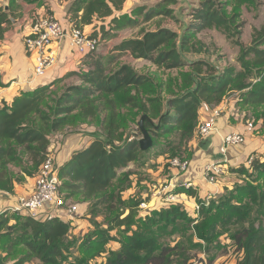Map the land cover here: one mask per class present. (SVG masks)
Masks as SVG:
<instances>
[{
    "label": "trees",
    "instance_id": "trees-1",
    "mask_svg": "<svg viewBox=\"0 0 264 264\" xmlns=\"http://www.w3.org/2000/svg\"><path fill=\"white\" fill-rule=\"evenodd\" d=\"M17 1L10 0L8 10L0 1V41L13 19L18 18L14 10ZM71 1L69 12L74 26L86 29L95 21H103L100 30L90 33L100 41L104 33L110 38L119 30L136 27L142 17L147 21L159 15H173L170 4L176 2L160 0L149 8L138 4L122 12L127 0ZM258 4L261 0H203L194 12L195 28L186 27L178 33L168 27L160 26L154 31L140 27L141 35L124 39L115 49L150 60L158 68H182L187 62L186 52L204 49L194 48L201 44L195 39L196 33L216 27L237 36L238 27L242 26L237 22L240 7ZM228 5H232L230 12ZM47 9L50 11L51 7ZM235 42L240 47V69L229 66L221 71L211 62L196 60L190 63L191 71L181 73L178 84V77L163 81L158 73L141 74L128 63L109 70L104 57L89 52V68L70 71L47 85L22 90L9 104L3 102L0 192L13 193L17 181L36 175L49 154L59 165L51 136L58 139L57 133L75 120H89L104 132H90L93 141L89 146L76 150L60 169L68 197L81 202L78 212L83 213L86 208L85 216L89 215L94 224V230L79 245L84 254L77 255L73 264H91V259L104 252L108 253L106 260L98 264H190L193 250H218L223 235L243 253L237 264H264V158L255 156L249 164V155L238 167H231L239 180L212 199L199 197L191 187L178 188L175 192L196 198L197 217L176 201H165L169 207H152L142 213L140 205L150 200L149 194H144L148 186L139 182L140 191L132 192L133 176L139 171H121L131 163L147 166L144 158L150 149L157 147L162 137L169 140L171 135L177 136L169 141L171 156L178 155L191 163L193 146L200 140L199 123L211 115L215 106L233 98L231 92H242L244 105L264 104V25L254 29L250 45L239 38ZM112 58H107L109 64ZM72 75L78 76L81 83L66 85L57 93L54 86ZM165 94L169 95L167 99ZM144 114L154 121H146L154 140L148 150L141 149V137L126 133L138 115ZM256 114L258 120L262 115ZM11 166L19 167L22 173L17 176ZM123 194L134 195L124 199ZM103 212L105 218L100 222L98 216ZM72 222L67 217L39 220L27 213H0V250L6 253L0 255V264L21 253L23 256L14 264H24L32 257L43 264H64L75 245L67 241L74 227ZM110 241L119 242L120 247L107 251ZM201 264H214V256L209 255Z\"/></svg>",
    "mask_w": 264,
    "mask_h": 264
},
{
    "label": "rangeland",
    "instance_id": "rangeland-1",
    "mask_svg": "<svg viewBox=\"0 0 264 264\" xmlns=\"http://www.w3.org/2000/svg\"><path fill=\"white\" fill-rule=\"evenodd\" d=\"M8 1L9 0H2L1 3L2 4L7 3ZM158 1L159 0H138V2L136 3L145 4L146 7L149 8L155 5ZM202 1L203 0H176V2L170 4V7L173 9V15L171 16L161 17V15H159L147 21L145 20L144 17H142L141 24L137 25L136 27H130L128 29L119 30L115 32V34L112 35L110 38H106L104 35L105 33H104L103 39H102L103 43L100 45L101 52L104 54H102L101 52L99 53V51H97L96 52L97 57L98 56L104 57L105 63L107 67H109V70L115 69L120 64L128 63L132 65L138 73L147 74V75H153V73H158L163 81H167L169 78L174 79L178 77L177 79L178 84L181 83V73L191 71L192 65L190 63L192 62L193 64V62L196 60H203V61L211 62L212 64L216 65L217 70H221V71L229 66H235L237 69H240L241 68V65L239 62L240 47L239 45L236 44L235 41L237 38H239L246 45H250L252 43L254 29L261 28L264 25V0H261V4H258L255 6L254 5H242L240 7L239 16H237V22L239 23V25L241 24L242 26L238 27L239 34L237 36L233 37L216 27H210V28L204 29L196 33L195 39L200 41L201 44L196 45L194 48L203 49L204 47V49L202 50V52H192V51L191 52L189 51L188 53L186 52L185 58L187 62L184 66H182V68L180 67L173 68V69L158 68L150 60H147L144 58H135L130 54V52H119L118 50L115 49L124 39L130 38V37H137L141 35L140 27H144L145 30H152V31L156 30L160 26L168 27V28H171L177 31L178 33H183L186 27L192 28V29L195 28L194 25L197 20H195L194 18V12L198 7H200V4ZM24 2L26 1L21 0L20 3L16 2V5L14 6L15 15L18 17L24 15L25 13H28L29 15L32 14L31 10L27 11L28 9H26V5L24 4ZM126 4L128 3H125V6ZM66 8L67 9L70 8V5L66 6L65 10ZM227 9L230 12L232 10V5H228ZM42 11H45V10L43 9ZM200 45H202V47ZM28 54L34 59L35 64H36V52L28 53ZM111 55L114 56V58H112L111 60L112 62L109 64L107 62V58ZM87 60H88V67H90L92 58H88ZM81 62H79L78 65L80 66L83 65V62L82 63ZM84 67L85 66H82V68ZM73 83L75 84L81 83L80 78L76 75H72L70 76V78H67V80L61 81L59 84L55 85L54 88L58 89L57 93H61L64 90V86L70 85ZM229 95L233 97V99L228 98L227 100H225L226 104L223 107H225L226 109L225 111H223L224 112L223 115H225L227 112L229 113V117L232 114L235 115L234 117L237 119V122L236 124H232V126L235 127L236 131H240L241 133H243L245 136L248 137V131L249 132L253 131V129L255 130V128H260L261 126H262V129L264 128V114H263L264 104L260 106H255V107L251 105H244L242 102V92L240 91L231 92ZM168 97L169 95L165 94L164 98L167 99ZM126 111H127L126 109H122V112H126ZM256 113H259L260 115H262L258 120H256L255 118L257 115ZM245 115L248 116L246 120H244V117H243ZM137 118H138L137 122H132L130 126L127 128L126 133H129L132 136H136L140 138L142 136V133L139 130L138 121H140L141 115H138ZM252 124L254 125L253 128L252 127L249 128L248 125H252ZM88 131L90 132L100 131L101 133L104 132L103 129L96 126L94 123H92L89 120L87 121L75 120L73 124L67 125L65 127V130L61 131L62 133H57L56 137H58V139L55 138V136L54 137L51 136L52 142L55 143V148H57L56 157L60 151L61 153L63 152L65 154L64 159L66 161L63 163V165L66 164L70 160V156L73 155V154H70V148L64 145L67 144V141L70 140V137L85 138L87 136V134L85 133H90ZM256 135H257L256 137L259 138L258 136H261L262 134L256 133ZM90 136L92 137L93 135L90 134ZM166 138L167 137H162V139L159 142V145L155 148L150 149V151L146 155V158H144L148 161L147 166L139 165L137 167V165H134V163H131L128 167H126L125 169H122L121 171L138 170L139 173H142L144 175L145 173L144 171L147 169V167H153L154 169H157V166H158L157 158L159 156V153H162L165 150L166 152L162 155L166 159L167 164L170 163L176 157L181 158L178 155L171 156V152H169V149H170L169 141L170 139L176 140L177 136L171 135L169 136V140H167ZM262 144L264 146V142H262ZM65 149L67 152H65ZM263 155H264V151H263ZM58 166L61 169L62 165H58ZM11 168L13 169L14 173L17 174V176L18 174H20L21 169L19 167L11 166ZM167 171L169 170L167 169ZM149 173L151 175V172ZM35 176L36 175L24 176V179L21 180L20 182L17 181L18 183L16 184L22 189H25L26 187L28 191H29V185L33 186V189H34ZM152 178L155 179L154 183L156 185H159L161 181H159L158 178H156V176H153V174H152ZM61 189H62V192L66 194V198L68 199V201L72 200L74 203H78V204L81 203V202H78L79 200L77 199H74L72 197L69 198L67 195L68 192L66 191V189H64L63 185ZM132 195L134 194H129V196L126 197V195L123 194V197L124 199H126V198L131 197ZM174 195H176L175 197L178 198L177 194H174ZM212 196H217V195H212ZM151 198L152 197L150 196V199ZM208 199H212V197H208ZM175 201L176 203H181L187 209V206L185 203L183 204L181 201L178 202V200H175ZM146 203H147V206L144 208L142 213L146 212L145 210H147L148 208H152V207H154V209H159V208H162L163 206L169 207V205H164V204L163 206L159 207L158 206L159 204L157 205L153 201H152V204L149 202H146ZM102 206L103 205L99 206V208H101ZM83 211H84L83 213L82 212L75 213V217L81 219V223L79 226L81 228H78L77 230V227H76L77 225H72L74 227H72L71 232L69 236L67 237V241L69 242L73 241L75 242V245L71 246L69 250V258L63 260L64 264H73L77 255L82 256L84 254L83 250L79 248V245L81 244L84 238H87L88 233L91 230H94V224L91 222L90 216L89 215L85 216L86 208ZM2 212L3 211L1 210L0 213ZM10 212L14 213V211L12 210ZM197 212L198 211L196 212H193L191 210L189 211V213L193 217H197L198 215ZM75 217L72 218L73 221L75 220ZM104 218H105V214L103 212L98 216V221L102 222L104 221ZM113 233L115 234L116 232H113ZM70 236L73 238H70ZM74 236L79 238L80 240L74 238ZM219 240L222 243V246L218 250L211 249L209 252L202 251V250H193L191 252L193 258L190 261H188V263L201 264V261L207 260L210 255V256H214V264H237L238 260L241 258L243 254L242 251L238 250V248L233 245L234 241L230 239L227 235L221 236ZM175 242L176 241H174V243ZM106 247H107V251L110 249H118L120 247V243L116 241H110ZM23 254L24 253H21L19 255L17 254L18 256L16 258L6 259L5 264H14L15 261H17L19 258L23 256ZM107 254H108L107 252H104L100 254L99 256L94 257L93 259H91L90 263L98 264V263L105 261ZM0 255L6 256V253H2V251L0 250ZM24 264H43V263L38 258L32 257L30 260H28Z\"/></svg>",
    "mask_w": 264,
    "mask_h": 264
},
{
    "label": "crops",
    "instance_id": "crops-1",
    "mask_svg": "<svg viewBox=\"0 0 264 264\" xmlns=\"http://www.w3.org/2000/svg\"><path fill=\"white\" fill-rule=\"evenodd\" d=\"M17 2L20 3L21 0H18ZM71 2V0H40L39 2L30 4L24 2V4L26 5V9H28L27 11L31 10L32 14L51 7L57 9L63 15L65 13H70L69 8H66L65 10V7L69 6ZM136 2H138V0H127L125 3L128 4H126V6L124 5V10L122 12L130 11L134 6L141 4ZM9 3L10 0L4 4L5 6H9ZM29 17L30 15L25 13L16 18V21H13L6 31L4 39L0 41V104L3 102L8 104L11 103L15 96H17L22 90H31L42 85H47L57 78L66 75L70 71H81L83 69L82 66H85L84 69L89 68L87 60L89 57L79 53L71 44L70 39L66 38L60 43H54L52 45L51 48L54 52L55 62L47 70L46 75L35 76V61L25 48L24 31H21L24 22ZM107 22L108 21H104V23ZM102 24L103 21H95L88 26L86 30L90 33L94 30H100ZM102 43L101 40L100 45ZM98 51L100 53L101 48H99ZM81 61L83 62V65L80 66L78 63ZM236 122V118L234 117V119H232L231 116L229 117V113L216 120L215 129L210 135L212 136L213 141L209 148L207 150L202 149L199 146L201 140H198L196 145L194 144V153L188 171H181L178 167H174L170 161V163L167 164L164 156H159L157 158V169L147 167L144 171V175L138 173L133 176L134 187L131 191H140L142 185H147L148 188L144 194H149V196L152 197L149 200V203L152 204L153 201L157 205L159 204V207L163 206V204L165 205V201H168V192H171L178 195V198L176 199L178 202L181 201L183 204L185 203L187 210L196 212L198 205L196 198H191L186 193L175 192L178 188H184L186 187V183H191V188L195 189L199 197L203 198L222 194L226 187L233 188L234 184L239 180V177L238 174L232 171L233 168L231 167H238V165L244 162L246 157L251 154L256 157L260 156L264 158V146L262 144V142H264V132L262 126L260 128H255V130L253 129V131H248V139L245 144L225 146L224 137L231 131H235V127H233L232 124H236ZM248 126L249 128L252 127L251 125ZM256 133L262 134L261 136H258L260 139L256 137ZM85 134H87L85 138L70 137V140H68L69 142L67 141L66 145L63 144L70 148V154H73L76 150L89 146L93 137H91L89 133ZM65 152H67L66 149ZM64 158L65 154L60 151L57 154L59 165H63L66 161ZM219 159H227L228 169H226V174L218 183H211L206 179L204 169L208 163ZM167 169L169 171H167ZM149 172H151V175ZM152 174L161 181L159 185L154 183L155 179L152 178ZM139 182L141 183V186H139ZM32 191L33 186L29 185L28 191L26 187L25 189H22L16 184L13 193L0 192V211H10L17 205L21 196H27ZM72 223L73 225H77V230L78 228H81L79 227L81 223L80 218L75 217V220Z\"/></svg>",
    "mask_w": 264,
    "mask_h": 264
},
{
    "label": "built area",
    "instance_id": "built-area-1",
    "mask_svg": "<svg viewBox=\"0 0 264 264\" xmlns=\"http://www.w3.org/2000/svg\"><path fill=\"white\" fill-rule=\"evenodd\" d=\"M37 12L36 15H30L23 25L24 45L28 53L36 52L35 76H44L47 70L54 64L55 57L52 51L54 43H60L69 38L75 49L86 55L89 52H97L100 48V39L92 37L86 29L74 26L70 20V13L61 14L57 9H44ZM65 15V16H64ZM63 16V17H62ZM226 104L224 101L213 108L211 115L199 123L197 133L199 139H205L210 136L215 129L216 120L223 115ZM228 112L225 114L227 115ZM247 136L240 131H231L224 137L225 146L245 144ZM254 155H250L248 163H252ZM174 167L181 171H188L190 161L179 157L171 161ZM227 159L216 160L205 166L204 173L206 179L211 183H218L226 173ZM63 181L60 177V168L55 161L53 154H49L35 176V187L28 196L20 197L16 206L11 210L14 212L27 213L32 217L45 220L54 217H67L72 219L78 212L79 205L72 200L68 201L66 194L62 192ZM187 188L191 183H186ZM176 195L171 192L168 195V201L177 200ZM147 206L143 202L140 207L144 209ZM199 206H197L198 208ZM10 210V211H11ZM72 216V217H71Z\"/></svg>",
    "mask_w": 264,
    "mask_h": 264
},
{
    "label": "water",
    "instance_id": "water-1",
    "mask_svg": "<svg viewBox=\"0 0 264 264\" xmlns=\"http://www.w3.org/2000/svg\"><path fill=\"white\" fill-rule=\"evenodd\" d=\"M8 8L9 6L6 5L5 9L8 10ZM13 21H16V19H13ZM146 121L152 122V119L147 114H144L141 117L140 121L138 122L139 130L142 133V136L140 138V147L142 150H148L154 145V140L152 138V135L150 134L149 130L146 127ZM212 141H213L212 136H208L207 138L201 140L199 146L202 149L207 150L211 145Z\"/></svg>",
    "mask_w": 264,
    "mask_h": 264
}]
</instances>
